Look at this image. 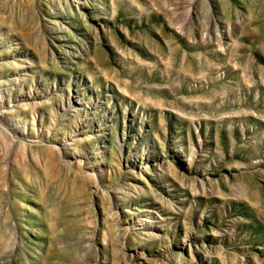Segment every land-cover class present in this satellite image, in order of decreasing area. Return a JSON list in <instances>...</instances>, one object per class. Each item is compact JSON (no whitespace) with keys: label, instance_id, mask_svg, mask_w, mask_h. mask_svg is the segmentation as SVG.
Masks as SVG:
<instances>
[{"label":"rangeland","instance_id":"374dc122","mask_svg":"<svg viewBox=\"0 0 264 264\" xmlns=\"http://www.w3.org/2000/svg\"><path fill=\"white\" fill-rule=\"evenodd\" d=\"M0 264H264V0H0Z\"/></svg>","mask_w":264,"mask_h":264}]
</instances>
